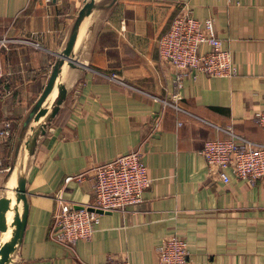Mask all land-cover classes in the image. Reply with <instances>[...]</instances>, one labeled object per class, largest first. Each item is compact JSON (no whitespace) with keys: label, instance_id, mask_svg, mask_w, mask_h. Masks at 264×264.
<instances>
[{"label":"crops","instance_id":"crops-1","mask_svg":"<svg viewBox=\"0 0 264 264\" xmlns=\"http://www.w3.org/2000/svg\"><path fill=\"white\" fill-rule=\"evenodd\" d=\"M83 1L0 0V39L8 40L0 52V132L12 123L10 137L0 135V194L12 183L22 122ZM185 4L195 18L215 19L235 76L189 75L176 87L158 41ZM81 51L86 65L67 71L68 98L30 162L18 264H157L158 246L173 235L187 241L191 264H264V180L252 186L230 174L225 183L201 154L206 141L232 132L264 143L255 118L264 111V0H118L91 20ZM138 148L153 180L143 201L103 213L89 241H55L58 197L94 204V168Z\"/></svg>","mask_w":264,"mask_h":264},{"label":"built area","instance_id":"built-area-1","mask_svg":"<svg viewBox=\"0 0 264 264\" xmlns=\"http://www.w3.org/2000/svg\"><path fill=\"white\" fill-rule=\"evenodd\" d=\"M8 40L0 39V52ZM209 46L204 52L203 46ZM161 61L175 69L174 81L178 89L189 75L200 73L212 77H232L238 73L231 50L218 36L213 17L199 20L192 8L185 4L175 16L170 29L158 41ZM0 62V80L4 77ZM255 118L264 128V111ZM12 123L6 121L0 135L10 137ZM201 154L208 171L218 175L225 183L231 181L230 174L257 185L264 180V143H256L232 132L228 139L205 142ZM141 148L120 155L94 168L95 202L92 205L76 206L58 197V210L53 215L51 227L55 241L74 246L80 240H91L102 213L123 210L140 204L144 194L152 185V178L143 159ZM73 176L67 180L73 179ZM157 264H191L187 241L173 235L164 239L157 248ZM102 264H133L129 259H109Z\"/></svg>","mask_w":264,"mask_h":264},{"label":"water","instance_id":"water-1","mask_svg":"<svg viewBox=\"0 0 264 264\" xmlns=\"http://www.w3.org/2000/svg\"><path fill=\"white\" fill-rule=\"evenodd\" d=\"M118 0H84L62 50L56 57L48 81L37 101L25 116L17 138L8 179L10 188L0 194V264H18L30 213L27 192L28 171L40 140L52 128L65 104L70 89L66 81L69 69L86 65L82 56V38L92 19L104 17ZM96 21L93 22V30ZM99 213H107L97 210Z\"/></svg>","mask_w":264,"mask_h":264}]
</instances>
